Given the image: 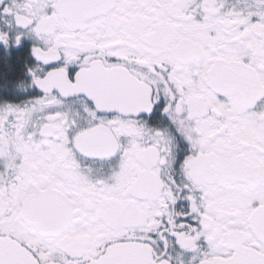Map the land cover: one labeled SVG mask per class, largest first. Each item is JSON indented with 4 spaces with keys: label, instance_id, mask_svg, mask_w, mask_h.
<instances>
[{
    "label": "snow or ice",
    "instance_id": "6c2138e0",
    "mask_svg": "<svg viewBox=\"0 0 264 264\" xmlns=\"http://www.w3.org/2000/svg\"><path fill=\"white\" fill-rule=\"evenodd\" d=\"M0 264H264V0H0Z\"/></svg>",
    "mask_w": 264,
    "mask_h": 264
}]
</instances>
